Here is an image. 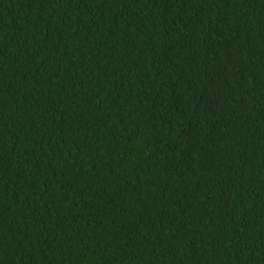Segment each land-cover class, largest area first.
I'll return each instance as SVG.
<instances>
[{
	"label": "trees",
	"instance_id": "1",
	"mask_svg": "<svg viewBox=\"0 0 264 264\" xmlns=\"http://www.w3.org/2000/svg\"><path fill=\"white\" fill-rule=\"evenodd\" d=\"M0 264H264V0H0Z\"/></svg>",
	"mask_w": 264,
	"mask_h": 264
}]
</instances>
